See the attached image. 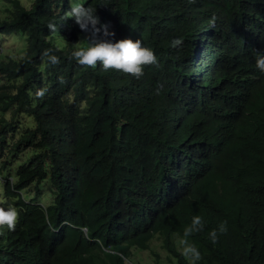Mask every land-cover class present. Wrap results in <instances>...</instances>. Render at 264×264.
Wrapping results in <instances>:
<instances>
[{
  "label": "trees",
  "instance_id": "trees-1",
  "mask_svg": "<svg viewBox=\"0 0 264 264\" xmlns=\"http://www.w3.org/2000/svg\"><path fill=\"white\" fill-rule=\"evenodd\" d=\"M249 1L260 12H247ZM90 4L113 42L140 39L153 51L142 76L70 58L86 34L62 19L68 0H0V37H27L22 58L0 57V113L12 116L0 117V203L18 213L11 231L0 227V264H130V247L153 235L186 264L175 243L194 215L204 222L188 238L199 264H264L260 231L257 252L229 262L264 226V74L255 67L264 0ZM21 115L32 123L18 133ZM24 152L9 175L6 157ZM44 182L51 202L39 189L28 199ZM221 221L227 231L213 245L207 232Z\"/></svg>",
  "mask_w": 264,
  "mask_h": 264
},
{
  "label": "clouds",
  "instance_id": "clouds-1",
  "mask_svg": "<svg viewBox=\"0 0 264 264\" xmlns=\"http://www.w3.org/2000/svg\"><path fill=\"white\" fill-rule=\"evenodd\" d=\"M69 8L64 12L62 19L66 20L71 18L78 28L86 35L80 40L84 43H74L73 49L70 52V58L75 60L78 65L95 67L97 62L103 70L114 69L119 70L122 73L130 74L135 78H139L143 75L144 66L156 63V56L150 48L143 47L141 40L137 39H122L113 42L110 37L114 36V32L110 31L108 24L100 22L99 17L96 15V6L92 4L85 6L86 0H68ZM247 12H260L259 6L254 1H249L246 6ZM56 27L54 22L48 23V28L54 30ZM178 43V41H174ZM50 49H46L44 55L47 56L50 63L57 62V56L50 55ZM255 67L264 74V52L255 53ZM42 91H38L37 95H42ZM12 178V177H11ZM223 180H226L221 176ZM29 189V188H28ZM27 189V190H28ZM25 190V191H27ZM17 209L9 204L8 206L0 205V227L1 230L7 229L11 231L14 228L17 219ZM63 223H67L66 221ZM226 221H221L216 228H212L207 232V238L215 245L220 234L227 231ZM204 228V222L200 215H194L191 218L190 223L183 229V234L175 243L176 248L181 257L186 261V264H199L201 260V252L194 243L189 241V237L197 232L202 231ZM82 230L87 233V228L82 227ZM256 231L264 232V226L261 224L257 230L249 232L246 236L247 242L242 243L241 249L233 255V258L229 262H243L249 260L248 255L257 252L258 243L257 238L261 235H255ZM159 238L161 247L154 248L151 242L155 238ZM175 242V240H174ZM173 245V244H172ZM171 245V246H172ZM170 246V247H171ZM146 248L134 246L130 247L129 252H139L141 250H149L152 255L156 256V264H162L161 259L165 260V264H173V260L177 263L180 256L169 251V247H165L164 240L161 235H153L147 242ZM163 248L166 250V258H161L163 254ZM111 252H121L111 247H106ZM133 249V251H131ZM139 260L146 259V255L139 253ZM130 264H137L131 261V258L125 257ZM168 260V261H167Z\"/></svg>",
  "mask_w": 264,
  "mask_h": 264
},
{
  "label": "rangeland",
  "instance_id": "rangeland-1",
  "mask_svg": "<svg viewBox=\"0 0 264 264\" xmlns=\"http://www.w3.org/2000/svg\"><path fill=\"white\" fill-rule=\"evenodd\" d=\"M26 6H30L33 2V0H21ZM5 4L7 3V0H4ZM4 8L2 7V10ZM0 16H5V9L4 11L0 12ZM26 46H27V37L22 34V33H17V34H12V35H8V36H1L0 37V57L1 59H9V58H15V59H20L24 56L25 51H26ZM1 80V79H0ZM2 82H0L1 84ZM8 119H12V116H9V113H0V117L1 116H5ZM10 119V120H11ZM13 123H15V125L18 127L19 132L21 133L26 129V126H31L30 124L32 123V120H30L28 118V116L26 115H21L17 118H15L13 120ZM17 132L16 135H14V139H12L10 141V136L8 139V142L10 144V142H14L17 139ZM10 146L7 147V149L9 150ZM7 150V151H8ZM29 152V151H26ZM26 152L23 153V155L21 156H16L14 158V156H11L10 154L6 157V159L9 160V170H10V174L11 175V169H15L19 163L18 162H25L28 159L29 154H25ZM13 159V160H12ZM5 179L9 178L11 180V177H8V175L6 174ZM4 178H2V181H4ZM48 184L46 182L42 183L40 186L37 187V185H33L31 186L27 192L30 193V195L27 196L28 199H30L29 197H35L36 195L34 194L35 191L39 190H43L44 192L42 194L37 195L36 197L38 198V200L43 203V204H49L52 200L53 195H51L48 192ZM1 192H0V198H1ZM0 205H2V203H0ZM152 247L154 248H158L159 246L161 247V242L160 239L157 237L155 238L152 242H151ZM139 252L133 253L131 255V261L133 263H137V264H156V260H154L156 258V256L152 255L149 250H141L138 249ZM131 251H133V249H131ZM139 253H143V255H146V259L143 260H139ZM166 250L163 248V254L161 255V258H166ZM168 261V260H167ZM162 264H165V260L161 259ZM175 263V260H173V264Z\"/></svg>",
  "mask_w": 264,
  "mask_h": 264
}]
</instances>
